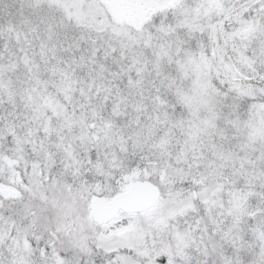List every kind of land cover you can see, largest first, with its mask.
Returning a JSON list of instances; mask_svg holds the SVG:
<instances>
[{
    "label": "snow or ice",
    "instance_id": "snow-or-ice-1",
    "mask_svg": "<svg viewBox=\"0 0 264 264\" xmlns=\"http://www.w3.org/2000/svg\"><path fill=\"white\" fill-rule=\"evenodd\" d=\"M0 264H264V0H0Z\"/></svg>",
    "mask_w": 264,
    "mask_h": 264
}]
</instances>
